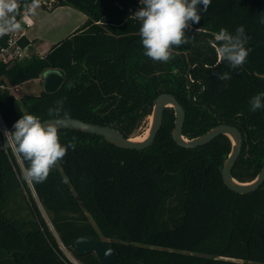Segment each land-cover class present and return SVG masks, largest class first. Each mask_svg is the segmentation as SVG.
<instances>
[{
  "label": "trees",
  "instance_id": "16d2710c",
  "mask_svg": "<svg viewBox=\"0 0 264 264\" xmlns=\"http://www.w3.org/2000/svg\"><path fill=\"white\" fill-rule=\"evenodd\" d=\"M120 1L122 8L116 0H57L55 7L78 9L85 21L42 57L0 63V82L11 85L49 68L65 78L53 92L42 89L19 99L0 89L7 128L24 113L56 118L48 109L63 99L69 118L133 137L147 127L152 100L171 93L186 111L185 137L222 123L239 129L243 140L232 175L252 179L264 159V108L252 111L249 104L264 91V0H211L190 29L202 37L186 32L185 43L173 45L166 62L144 54L141 21L134 14L140 0ZM238 25L245 26L251 51L243 65L232 68L221 60L215 36L222 28L234 33ZM224 72L230 79L220 78ZM173 125L174 111L166 107L153 142L142 149L58 129L61 143L75 147L43 182L28 179L31 186L16 154L24 170L29 161L10 148L0 150V264H73L60 244L74 254L80 236L105 239L118 255L112 264H264V183L249 193L231 190L221 175L229 138L219 134L185 148L173 140ZM22 207L28 217L17 215ZM76 258L101 264L92 252Z\"/></svg>",
  "mask_w": 264,
  "mask_h": 264
},
{
  "label": "clouds",
  "instance_id": "9594fccd",
  "mask_svg": "<svg viewBox=\"0 0 264 264\" xmlns=\"http://www.w3.org/2000/svg\"><path fill=\"white\" fill-rule=\"evenodd\" d=\"M140 3L142 7L134 14L141 21L139 32L144 54L166 62L171 58V47L185 43V30L199 23L211 0H140ZM15 8L14 0H0V35L19 28L14 15H9ZM248 39L244 25H238L234 33L222 28L215 36L220 42L217 52L221 60L227 61L232 68L243 65L251 51L246 47ZM220 78L230 79V74L224 72ZM249 104L252 111L264 108V91L253 95ZM56 105L48 109L49 115L56 120L44 122L36 114L24 113L10 130L4 131L7 144L29 161L25 177L37 183L47 178L69 147H75L60 141L57 121L63 119L66 122L69 113L62 111L63 99L57 100Z\"/></svg>",
  "mask_w": 264,
  "mask_h": 264
},
{
  "label": "water",
  "instance_id": "95a60500",
  "mask_svg": "<svg viewBox=\"0 0 264 264\" xmlns=\"http://www.w3.org/2000/svg\"><path fill=\"white\" fill-rule=\"evenodd\" d=\"M185 31L187 33L198 35L197 32L190 29H186ZM63 81L64 76L58 69L49 68L42 72L43 90L46 92L57 90ZM166 107H171L174 111V125L171 129V135L173 140L182 147L194 148L204 145L219 134H223L229 138L230 150L222 161L221 175L224 183L231 190L238 193H249L256 190L264 183V159L261 169L252 179L240 181L232 175L231 170L239 156L242 145V135L237 127L222 123L210 127L205 132L195 137H185L182 134V127L185 120V109L176 97L170 93H161L152 100L150 105L149 125L145 129L147 133L142 139L136 138L140 135L125 137L118 129L112 126L83 121L74 117L68 118L66 122L63 119H59L57 121L58 129H74L96 134L101 136L107 143H111L120 148L142 149L153 142L162 124L163 112ZM56 119L57 118H47L43 121L48 122ZM9 148L14 151V148L7 144L5 136L1 137L0 150H7ZM77 199L80 201L79 197H77ZM73 247L75 257H80L92 252L97 256L101 264H112L118 261V255L115 250L102 239L80 236L73 241Z\"/></svg>",
  "mask_w": 264,
  "mask_h": 264
},
{
  "label": "rangeland",
  "instance_id": "374dc122",
  "mask_svg": "<svg viewBox=\"0 0 264 264\" xmlns=\"http://www.w3.org/2000/svg\"><path fill=\"white\" fill-rule=\"evenodd\" d=\"M62 6L64 5H59V7L56 10H46L41 7H36L33 9V11H31L28 14L29 17H31L32 19H34V21H36V25L32 28L28 27L27 33L30 34L31 31L34 32L37 29H39L42 34L38 36L36 38V41L34 42L38 50L50 48L52 45H54L58 41L65 38L67 36L66 34L72 33L70 31H72V28L74 27V25L78 24V26H80L85 21L84 19L82 20L84 16L82 11H79L78 9H73L72 7H62ZM72 12L76 16L72 15ZM42 89H43L42 81L27 80V81L20 83L17 89L13 90L12 93L17 99H19L24 94H38ZM16 156H17L19 165L22 168V172L24 174L25 170L22 167V162L20 158L18 157V155ZM28 182L30 185L29 180ZM32 192H33V196L37 202L38 208L43 218L45 219V221L47 222V224L49 225V227L52 229L53 233L55 234L54 229L51 225L48 213L45 211L44 207L41 205L34 191ZM11 207H14V205H11ZM16 210H17L16 213H18L17 215L28 217L29 212L27 211L26 207H22L20 209L18 208ZM60 246H61L63 253L70 260H72L73 262L76 261L78 262V264H81L79 260L74 256L71 250L67 249L62 244H60Z\"/></svg>",
  "mask_w": 264,
  "mask_h": 264
},
{
  "label": "built area",
  "instance_id": "2783aa9c",
  "mask_svg": "<svg viewBox=\"0 0 264 264\" xmlns=\"http://www.w3.org/2000/svg\"><path fill=\"white\" fill-rule=\"evenodd\" d=\"M14 2L16 8L9 15H14L15 21L20 26L17 29H12L0 35V63L7 62L9 64L8 66L23 61L33 54L42 57L50 49L38 50L34 40L28 37L27 29L32 26V20L28 14L36 7L51 10L55 8L57 0H14ZM116 4L122 8L124 3L120 0H116ZM129 9L131 10L132 7H129ZM189 29H193V27L191 26ZM1 78L2 76H0V79ZM32 80L42 81V74ZM19 85L20 84L11 85L3 80L0 82V89H8L12 92L16 90ZM5 130L9 129L0 113V138L4 136ZM71 262L75 264L72 260Z\"/></svg>",
  "mask_w": 264,
  "mask_h": 264
},
{
  "label": "crops",
  "instance_id": "0c3cea01",
  "mask_svg": "<svg viewBox=\"0 0 264 264\" xmlns=\"http://www.w3.org/2000/svg\"><path fill=\"white\" fill-rule=\"evenodd\" d=\"M58 7H59V6L53 8V9H51V10H56ZM62 7H71V6H69V5H64V6H62ZM72 8H73V7H72ZM73 9H75V8H73ZM83 14H84V13H83ZM72 15L76 16L73 12H72ZM84 16H85V17H84ZM84 16H83L82 20H83V19H84V20L86 19V15H85V14H84ZM31 20H32V26H30V27L32 28V27H34V26L36 25V21H34V19H32V18H31ZM77 27H79L78 24L74 25V27L72 28V31H70V32H73V30H75ZM39 28H40V27H39ZM69 34H70V33H69ZM69 34H66V35L68 36ZM27 35H28L29 38L33 39L34 42H35V41H36V38H37L38 36L42 35V34H41L40 30L37 29V30L34 31V32L31 31L30 34L27 33Z\"/></svg>",
  "mask_w": 264,
  "mask_h": 264
},
{
  "label": "flooded vegetation",
  "instance_id": "af4514ba",
  "mask_svg": "<svg viewBox=\"0 0 264 264\" xmlns=\"http://www.w3.org/2000/svg\"><path fill=\"white\" fill-rule=\"evenodd\" d=\"M193 35H194V34H193ZM196 36H201V35L198 34V35H196ZM201 37H202V36H201ZM63 76H64V75H63ZM64 81H65V78H64ZM64 81H63V82H64ZM160 94H161V93H160ZM170 94H171V93H170ZM174 96H175V95H174ZM176 99H177V98H176ZM151 103H152V102H151ZM179 103H180V102H179ZM180 104H181V103H180ZM150 105H151V104L148 105L149 114H150ZM181 105H182V104H181ZM182 106H183V105H182ZM185 115H186V111H185ZM148 119H149V115H148ZM148 119H147V127H148V125H149V124H148V123H149V122H148V121H149ZM162 121H163V120H162ZM184 121H185V120H184ZM183 124H184V123H183ZM147 127H146V128H147ZM146 128H145V129H146ZM182 128H183V127H182ZM144 131H145V130H144ZM144 131H143V132H144ZM241 135H242V134H241ZM242 140H243V138H242ZM241 146H242V145H241ZM239 154H240V153H239Z\"/></svg>",
  "mask_w": 264,
  "mask_h": 264
},
{
  "label": "bare ground",
  "instance_id": "6f19581e",
  "mask_svg": "<svg viewBox=\"0 0 264 264\" xmlns=\"http://www.w3.org/2000/svg\"><path fill=\"white\" fill-rule=\"evenodd\" d=\"M147 131L143 132L140 136L136 137L137 139H142L146 136ZM75 264H78V262L74 261Z\"/></svg>",
  "mask_w": 264,
  "mask_h": 264
}]
</instances>
